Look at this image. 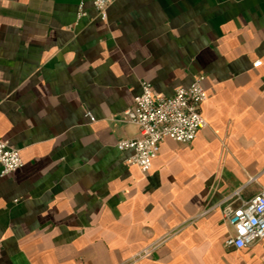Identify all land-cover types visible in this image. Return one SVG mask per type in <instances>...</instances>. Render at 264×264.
Wrapping results in <instances>:
<instances>
[{
	"label": "crops",
	"instance_id": "crops-1",
	"mask_svg": "<svg viewBox=\"0 0 264 264\" xmlns=\"http://www.w3.org/2000/svg\"><path fill=\"white\" fill-rule=\"evenodd\" d=\"M199 75L208 125L128 164L142 81L170 96ZM0 138L24 162L0 175V264H264V238L225 245L217 206L264 189V0H111L105 21L91 0H0Z\"/></svg>",
	"mask_w": 264,
	"mask_h": 264
},
{
	"label": "built area",
	"instance_id": "built-area-1",
	"mask_svg": "<svg viewBox=\"0 0 264 264\" xmlns=\"http://www.w3.org/2000/svg\"><path fill=\"white\" fill-rule=\"evenodd\" d=\"M101 20H107L111 0H91ZM86 16L84 3L80 2L77 18ZM261 61L254 63L259 66ZM205 76H197L190 85L175 89L166 96L157 92L147 81H142L141 92L134 104L123 112L122 120L138 126L140 136L120 140V151L132 150L126 162L137 166L141 172L151 170L163 140L171 139L190 144L199 131L208 125L202 106L208 100ZM91 117V113L88 112ZM21 149L9 140L0 138V175H6L23 166ZM239 191L224 197L218 204L224 221L233 229L225 239L229 248L243 249L264 238V189L251 199L240 200Z\"/></svg>",
	"mask_w": 264,
	"mask_h": 264
}]
</instances>
